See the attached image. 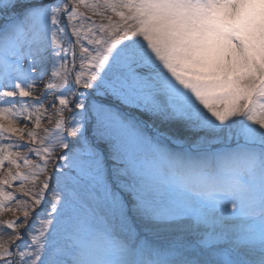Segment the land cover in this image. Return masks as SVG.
Returning a JSON list of instances; mask_svg holds the SVG:
<instances>
[{"label":"snow or ice","instance_id":"1","mask_svg":"<svg viewBox=\"0 0 264 264\" xmlns=\"http://www.w3.org/2000/svg\"><path fill=\"white\" fill-rule=\"evenodd\" d=\"M8 212L0 264H264V0H0Z\"/></svg>","mask_w":264,"mask_h":264},{"label":"rangeland","instance_id":"2","mask_svg":"<svg viewBox=\"0 0 264 264\" xmlns=\"http://www.w3.org/2000/svg\"><path fill=\"white\" fill-rule=\"evenodd\" d=\"M96 19L99 20V18H96ZM50 74L51 73H50V70H49V73H48V75L45 76L44 81H47V79L49 78ZM44 81L40 82L39 88H41V89L43 88ZM49 99H51V98H49ZM46 103H47V101H46ZM45 124L47 125V121H45ZM47 126H51V125H47ZM13 139H15V138H13ZM69 139H71V137H69ZM5 142H9V141H5ZM20 151H24V149H20ZM29 158L32 159V160H37L38 161V157L30 156ZM15 187H16V184L14 183L13 188L12 189H8V190L9 191H14ZM17 195L19 196L20 194L17 193ZM21 198L22 199H27L26 197H21ZM229 210H231V209H229ZM17 215H19V213H17ZM12 218H13V214L11 212H8V213H5L3 215H0V219H12ZM21 219H22V217H21ZM7 231L10 232V230H7ZM4 238L7 239V235H4ZM13 250L15 251V249H13Z\"/></svg>","mask_w":264,"mask_h":264}]
</instances>
